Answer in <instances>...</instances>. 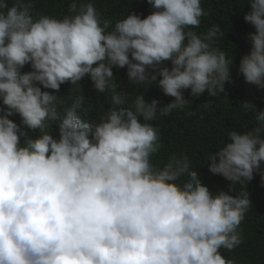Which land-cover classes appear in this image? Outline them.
<instances>
[{"label": "clouds", "instance_id": "clouds-1", "mask_svg": "<svg viewBox=\"0 0 264 264\" xmlns=\"http://www.w3.org/2000/svg\"><path fill=\"white\" fill-rule=\"evenodd\" d=\"M216 1L240 9L232 22L243 35L246 23L254 27L239 80L263 93L264 0ZM143 2L111 29L95 0H72L62 19L35 13L33 0H0V264H248L260 256L261 240L259 252L244 247V222L258 211L252 187L263 191L253 176L264 182V95L261 105L242 102L254 118L248 127L232 112L204 119L208 130L192 139L206 172L183 153L154 164L163 131L195 130L180 112L239 81L233 58L214 46L225 34L219 26L191 30L208 15L204 0ZM26 64L32 70L22 72ZM82 79L102 97L94 98L99 122L82 118L84 97L60 109L49 92Z\"/></svg>", "mask_w": 264, "mask_h": 264}, {"label": "trees", "instance_id": "trees-1", "mask_svg": "<svg viewBox=\"0 0 264 264\" xmlns=\"http://www.w3.org/2000/svg\"><path fill=\"white\" fill-rule=\"evenodd\" d=\"M9 4L12 0H8ZM35 5V13L49 15L56 19H62L66 10H68V5L72 0H33ZM97 6L100 10V15L102 19H110L112 29L118 20L125 18L130 11L138 10L143 8V0H95ZM205 7L208 9V15L201 17V23L198 28L191 29L195 31L198 35H202L207 32L209 28L216 25L219 26L220 31L225 33L224 36H219L215 42L214 46L218 47L221 51L225 52L226 58H233V63L231 66V79H236L239 82L226 93H218L217 96L210 98L201 97L195 99L191 105L187 106L183 112L177 115V120L190 124L194 123L193 131L184 133H175L163 131L166 139H161L163 147L158 153L153 154L152 162L156 165L162 166L167 163L168 159L173 155L180 156L181 153L187 155L191 162L192 170H199L206 172L204 167L205 158L198 157V152L194 150L196 148V141L193 138L196 132L207 131L206 126L203 125L204 119L211 118L217 115H223L228 112H232L236 115L235 119L241 121L243 126L248 127L254 120L252 111H246L242 108L243 101H251L253 105H261L263 103L262 96L263 93L257 92L255 89L250 88L242 84L239 80V63L241 57L248 54L250 51L251 43L247 42L248 33L254 32L255 29L250 23H246V30L244 35L242 34L244 26L239 23H233V19H237L240 13V9L236 10L231 8L228 4L222 1L216 0H204ZM69 12V11H68ZM141 18L145 16L140 15ZM161 66H167L171 68L170 62H165ZM30 64H26L22 68V72L31 71ZM241 78H243L241 74ZM190 93V89H186ZM50 93L57 94L60 99L63 100V104H60V109L67 107L79 99V97H84V100L80 103L78 111H80L82 118L89 122H99V118L104 114L102 109L98 107L95 103L94 98L102 99V97L97 96L90 90L89 86L84 83L82 79L79 85H72L71 83H64L60 86L58 93L54 90L49 89ZM207 92V91H205ZM256 97V98H254ZM205 104L209 106L204 107ZM5 106L0 100V109ZM2 114V112H0ZM18 125H21V118L18 114H14L9 117ZM25 133L29 138H36L38 132H33L24 128ZM50 134L55 137L58 133L57 125L51 129ZM21 143H23L24 137H21ZM253 178L257 179L258 185L264 191V182L261 181V176L254 174ZM187 177H182L179 183L186 180ZM255 180L250 183H254ZM254 193L249 196L253 201V206L258 210L256 213L252 211H247L246 220L244 222V227L247 236V242L244 247L251 252H259L260 240L263 245L260 256L257 258L249 260L248 264H264V192L258 189L256 186L252 187ZM258 191V193H257ZM256 214V216H255ZM255 216V218H253Z\"/></svg>", "mask_w": 264, "mask_h": 264}]
</instances>
